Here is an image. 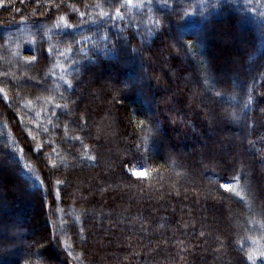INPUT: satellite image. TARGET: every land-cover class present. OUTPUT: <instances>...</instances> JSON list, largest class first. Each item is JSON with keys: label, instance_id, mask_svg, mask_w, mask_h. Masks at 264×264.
Here are the masks:
<instances>
[{"label": "trees", "instance_id": "16d2710c", "mask_svg": "<svg viewBox=\"0 0 264 264\" xmlns=\"http://www.w3.org/2000/svg\"><path fill=\"white\" fill-rule=\"evenodd\" d=\"M162 3L0 0V76L40 82L0 78V253L10 264H261L264 0ZM135 78L141 87H124ZM241 133L230 146L225 136ZM156 143L175 153L167 164L149 153ZM141 165L146 175L128 179Z\"/></svg>", "mask_w": 264, "mask_h": 264}, {"label": "rangeland", "instance_id": "374dc122", "mask_svg": "<svg viewBox=\"0 0 264 264\" xmlns=\"http://www.w3.org/2000/svg\"><path fill=\"white\" fill-rule=\"evenodd\" d=\"M241 31H242V29H241ZM243 36L245 35V34H242ZM241 35V37H243ZM184 36H186V34L185 33H180L179 34V37H177V40H181ZM241 53L242 52H240V55H241ZM0 60L1 61H4V59L3 58H0ZM210 60H211V62L212 63H214V61H216V59H215V57L214 56H211L210 57ZM25 63L23 62V64L22 65H24ZM4 65L6 66V68H10L11 67V65L12 64H9L8 62H7V60H6V62H4ZM21 65V66H22ZM14 71H16V72H19V69L17 68V67H13L12 68ZM34 71V70H33ZM1 77H8L9 79H11L12 81H14L15 83H19L20 84V86L19 87H21V88H25V89H27V90H29V88H31V87H33V86H40V82L39 81H36V80H33L32 78H30L29 77V75L26 73V72H23V73H20L19 74V77H17V76H13V75H10V74H2L1 76H0V78ZM107 77V76H106ZM109 77H111V78H109ZM30 78V79H29ZM43 78V77H42ZM113 78H115L114 77V75L112 74V75H110V76H108V79L107 78H105V77H103L102 79L104 80V82L105 83H102L103 81H100L99 82V84L103 87V86H105V85H107L109 82H107L109 79H113ZM227 78H230L229 76H227ZM22 83H24V84H22ZM142 83V80L139 78V79H137V78H135L134 80L132 79V81L131 82H129V84H127V86H124V87H126V88H129V85H131V87H137V88H139V87H141L140 86V84ZM139 100H137V101H133L132 103H131V108H129L130 109V115H133V109H134V107L136 108L137 106H139V102H138ZM76 103H73V105H75ZM99 105V104H98ZM97 107H99V106H97ZM149 116H151L150 114L149 115H147V117H149ZM219 120L220 118H216L215 120ZM117 129H118V127H117ZM237 136H239V137H237V138H234V137H230V136H225L226 137V139L227 140H229L228 142L230 143V146L232 145V142H234V139H235V142L236 143H238L239 145L241 144V143H243L244 142V140H246V135L245 134H243V133H241L240 135H237ZM229 137V138H228ZM210 138L211 139H214V138H217V135L215 134V133H211L210 134ZM218 140H222V138L220 137H218L217 138ZM142 142H143V140H142ZM214 143H215V141H214ZM213 143V141L210 143V142H206V145H205V143L203 144V145H205V148L204 149H202L201 151H205V150H209V149H211L213 146L215 147V145H216V143L214 144ZM199 148V147H198ZM194 149V147L193 148H188V149H186V150H179L178 151V155H179V157H181V156H184L185 154H192V152L194 151L193 150ZM222 153H224V156L227 158V156H228V151L226 152V150H225V152H223V151H221ZM149 153H152L153 155H163V158H164V160H166L165 161V163L167 164L169 161H171L170 160V156H173V155H175V153H173V151L171 150V149H165V148H162L160 145H158V143H156V144H154L153 145V147L149 150ZM202 153V152H201ZM228 158H230V157H228ZM228 160V159H227ZM229 160H232V159H229ZM71 164H76L74 161L71 163ZM99 164H101V161H100V163ZM137 171H144V169L142 168V167H133V168H131L130 169V174H132L133 172H137ZM170 172H172V171H170ZM7 174V176H10L11 177V174H8V173H6ZM171 175L173 174V175H175L174 173H170ZM136 178V177H135ZM140 178H143V177H140ZM122 181V183H120V185H119V187L120 188H118V189H116V188H114V190H121L122 188H124V186L127 184L126 183V181L124 180V179H122L121 180ZM124 184V186H122ZM247 184H248V187L250 188V186H249V181H247ZM109 190V189H108ZM243 207V206H242ZM246 207V206H245ZM243 209L246 211V209L243 207ZM216 214L217 213H214V214H211V216H215L216 217ZM224 218L226 219V224L227 225H229V228L231 227V228H234L235 230H237V229H239V227L237 226V225H232V221H231V217H229V215L227 216V215H225L224 216ZM72 219V218H71ZM0 220L1 221H4L3 220V217H1L0 218ZM58 220H59V218H58ZM74 220V219H73ZM247 223H250V222H247ZM60 224V223H59ZM127 230L129 231L128 233L129 234H131V235H135V234H137L138 232H140V233H138V234H143L142 233V229L141 228H137V232H135V231H133V230H129V228H127ZM131 232V233H130ZM115 233H117V227L116 226H112V227H110L109 228V233L105 236V238L106 239H109L110 240V242H111V244H115L116 243V240H115V237L113 236ZM62 235L61 236H63V234H65V233H61ZM6 235L7 234H5L4 232H0V239L1 238H4V237H6ZM147 235V234H146ZM37 237V236H36ZM149 238H151L150 240V242H157V240L159 239V236H158V234H156V235H151ZM40 239H42V244L43 245H45V243L43 242V237L42 238H40ZM38 240V239H37ZM79 241H80V243H81V245L82 246H86L87 245V242H86V240L84 241L83 239H81V237H79ZM151 243V245H149L151 248H158L159 246V244H152ZM7 254H9V251H7V250H4V251H2L1 253H0V264H10L11 262H12V260H9L8 258H7ZM51 263L52 264H60L59 262H56V261H54V260H52L51 259Z\"/></svg>", "mask_w": 264, "mask_h": 264}, {"label": "snow or ice", "instance_id": "6c2138e0", "mask_svg": "<svg viewBox=\"0 0 264 264\" xmlns=\"http://www.w3.org/2000/svg\"><path fill=\"white\" fill-rule=\"evenodd\" d=\"M127 3L128 4H131L132 3V0H127ZM145 6H147V5H138V7H145ZM168 6H170L168 4V0H163V3L161 4V7H168ZM112 7H115V6L113 5ZM101 15L103 16V15H106V14L105 13H101ZM116 16L118 18H122L121 15H120V10L118 8L116 9ZM81 19H83V16H81ZM63 20H64V18L61 17V21H63ZM56 27L57 28H60L61 27V24L58 23L56 25ZM63 27L70 28L71 25L70 24H67V23H64L63 24ZM187 47H191V46L188 45ZM53 50L54 49L52 47H50L48 49H42V50H40L41 51L40 60L46 61L48 59V57L52 54ZM38 62H39V60H38V56L36 54H33L30 58H26L25 59V63L27 65H29V66H32V67H35ZM66 83H67V85H68L69 88L72 87V85H71L70 82H66ZM129 87H131V85H129ZM217 95H219V92H217ZM5 99H6V97H5ZM55 107L61 108L62 106L59 105V104H57V105H55ZM83 123L86 124V121H83ZM142 124H143V122H141V125ZM65 131H67V126H65ZM70 139L80 140L81 138L79 136H75V137H72ZM81 143H82V141H81ZM88 158L89 159H94L93 157H90V156ZM53 167H55V165H53ZM141 167H143V165H141ZM145 175H146V173L144 171H137V172H133L131 174V176L128 177V179L131 180L132 177L140 178V177H144ZM220 187H222L225 192H231L232 191V188H231V184L230 183L225 182V183L221 184ZM235 195L239 196L240 194H239V192H237V193H235ZM260 259H261V264H264V254L261 255ZM247 260L252 261V260H254V257L252 255H248L247 256Z\"/></svg>", "mask_w": 264, "mask_h": 264}]
</instances>
